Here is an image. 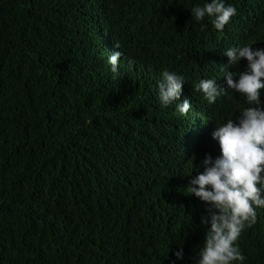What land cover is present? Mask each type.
Segmentation results:
<instances>
[{
    "label": "trees",
    "instance_id": "trees-1",
    "mask_svg": "<svg viewBox=\"0 0 264 264\" xmlns=\"http://www.w3.org/2000/svg\"><path fill=\"white\" fill-rule=\"evenodd\" d=\"M205 2L0 0V264H196L209 206L186 186L220 153L203 101L162 107L159 75L185 77L182 103L223 45L264 49V0H223L237 9L223 31L191 15ZM246 105L231 95L224 119ZM256 212L242 264H264Z\"/></svg>",
    "mask_w": 264,
    "mask_h": 264
},
{
    "label": "clouds",
    "instance_id": "clouds-1",
    "mask_svg": "<svg viewBox=\"0 0 264 264\" xmlns=\"http://www.w3.org/2000/svg\"><path fill=\"white\" fill-rule=\"evenodd\" d=\"M190 11L197 21L211 17L218 31H223L237 13L236 7L226 6L223 0H210ZM116 46L119 48L118 44ZM128 46L132 74L138 75L144 50ZM220 50L208 65L206 78L195 81L194 76L190 78V86L184 89L187 99L182 103H176L186 83L182 74L164 68L156 85L161 106L175 102L177 112L183 116L188 115L191 100L203 101V108L211 116L206 122L208 144H213L214 152L220 153L215 158L206 155L201 162L203 171L186 186V194H194L209 206V215L203 217L201 223L210 226L196 264H234L237 261L242 264L245 257L238 241L245 226L251 227L256 222V209L264 208V49H253L252 44L238 46L233 42ZM121 55L122 52L116 51L108 57L114 79L119 77ZM242 59L247 61V66L237 74ZM236 92L244 96L247 105L240 108L239 114L225 120L224 101ZM175 256L183 258L182 247Z\"/></svg>",
    "mask_w": 264,
    "mask_h": 264
},
{
    "label": "rangeland",
    "instance_id": "rangeland-1",
    "mask_svg": "<svg viewBox=\"0 0 264 264\" xmlns=\"http://www.w3.org/2000/svg\"><path fill=\"white\" fill-rule=\"evenodd\" d=\"M217 120V119H216Z\"/></svg>",
    "mask_w": 264,
    "mask_h": 264
}]
</instances>
